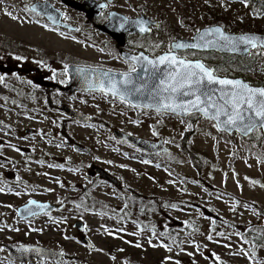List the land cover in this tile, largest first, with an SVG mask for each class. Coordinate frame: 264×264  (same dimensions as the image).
<instances>
[{
    "label": "rangeland",
    "instance_id": "obj_1",
    "mask_svg": "<svg viewBox=\"0 0 264 264\" xmlns=\"http://www.w3.org/2000/svg\"><path fill=\"white\" fill-rule=\"evenodd\" d=\"M130 1L161 19L169 41L191 37L213 24L214 18H220L229 31L231 24L234 32L245 26L247 31L264 33V12L253 2ZM116 2L127 6V0ZM21 4L20 0H0V29L35 44L44 40L50 54H94L92 46L39 30L22 14H14ZM179 55L203 60L218 75L264 84L260 47L246 57L194 50ZM79 97L93 104L80 108L93 114L98 124L72 123L65 127L68 136L61 135L59 124L45 112L8 109L0 102V155L4 158L0 159V264H264V237L255 245L244 236L253 224L264 228V160L258 157L260 148L264 150V136L260 130L247 140L218 131L202 117L139 112L107 94ZM54 115L61 117L59 112ZM112 127L147 138L158 134L169 151L145 154L115 138ZM27 128L34 129V134L26 133ZM191 128L194 134L184 145L209 161L200 172L180 147ZM92 166L114 175L121 187L91 173ZM133 191L154 204L151 215L138 218L129 213L126 196ZM85 196L101 204H82ZM29 198L59 207L22 220L16 209ZM77 220L83 222L81 229L74 226ZM83 236L90 247L81 242ZM26 242L58 249L65 257L33 263L11 259L4 245Z\"/></svg>",
    "mask_w": 264,
    "mask_h": 264
},
{
    "label": "flooded vegetation",
    "instance_id": "obj_2",
    "mask_svg": "<svg viewBox=\"0 0 264 264\" xmlns=\"http://www.w3.org/2000/svg\"><path fill=\"white\" fill-rule=\"evenodd\" d=\"M71 1L75 2L76 5H70L66 0H20L22 3L21 7L14 8L15 11L13 13L16 15L17 13L22 14V19L31 21L39 27V30L73 37L78 42L92 46L95 50L92 55L64 54L59 51L50 54L44 40L38 39V44H35V41L31 39H18L14 33L0 29V77H2L0 79V102H4L8 109L45 112L46 115H50L52 121L59 124L60 133L64 136H68L65 127L72 123H83L87 126H96L98 124L97 118L93 114L80 108L83 104L86 106H93V104L88 103V99L85 100L79 96L104 94L96 90L66 91L64 88L71 80L70 66L94 67L125 73L133 66V62L130 59L126 62V58L139 55L140 53L155 57L168 51L172 41L179 38L169 41L168 37L163 35L161 19L150 15L144 5L133 3L130 0H127V6L115 5L117 0ZM45 3L51 4L60 13V20L65 25L50 22L44 14L33 7ZM101 5H104V7H101ZM124 17H127L130 21H146L145 27L149 30L140 32L139 27L129 24H125L124 28H121L122 18ZM17 19V16L13 17L15 22ZM168 41L169 44L167 43ZM156 45H159V47H154ZM119 100L139 112L157 113L156 110L134 107L121 99ZM63 106H70L77 111L83 112L87 115V118L85 120L77 119L66 113ZM56 112L61 113V117L54 115ZM2 122L3 120H0V123ZM115 129L119 128L112 127V133ZM25 132L34 134L35 130L27 128ZM160 137L162 136L155 134L151 138L148 137V139L157 140ZM117 139L145 154H161L140 149L127 141ZM0 159L4 158L0 155ZM11 162L14 163V161ZM96 167L92 166L91 173L95 174L94 169ZM102 169L105 170L104 168ZM119 187H121V183ZM20 219L27 220L26 218ZM13 260L22 263H33L48 259H40L38 261L34 259L31 261Z\"/></svg>",
    "mask_w": 264,
    "mask_h": 264
},
{
    "label": "snow or ice",
    "instance_id": "obj_3",
    "mask_svg": "<svg viewBox=\"0 0 264 264\" xmlns=\"http://www.w3.org/2000/svg\"><path fill=\"white\" fill-rule=\"evenodd\" d=\"M122 20L121 28L129 24L139 27L140 32L149 30L145 27L147 22L144 20L130 21L127 17ZM209 36L213 39H208ZM194 40L195 43L174 42L166 53L155 58H149L144 53L126 58V62L130 59L133 66L128 72L120 73L119 78L112 70L92 69L98 81V85L94 87L127 103H131L127 97L146 96L152 103L143 106L154 108L157 113L203 115L206 119L215 121V127L221 131L235 129L248 135L256 130H264V87L256 88L241 80L221 78L216 75L215 69L202 61L179 55L180 50L184 49L221 48L236 51L240 45H245L247 50L248 46H264V38L256 35L229 36L216 27L202 34L198 30ZM138 68L144 75L137 74L134 80L132 74L137 73ZM79 71L83 73L87 70ZM35 204V201L30 200L25 206L24 210L28 215H36L30 207ZM37 207L43 209L47 206ZM20 252L21 255L28 252L48 254L47 250L23 246Z\"/></svg>",
    "mask_w": 264,
    "mask_h": 264
},
{
    "label": "water",
    "instance_id": "obj_4",
    "mask_svg": "<svg viewBox=\"0 0 264 264\" xmlns=\"http://www.w3.org/2000/svg\"><path fill=\"white\" fill-rule=\"evenodd\" d=\"M66 1L70 5H76L75 2H73L71 0H66ZM40 6H41V8H40ZM33 7L35 10L44 14L50 22H52L54 24H58V25H65V23L60 20V13L51 4L45 3L42 5H35ZM45 7L47 9L42 10V8H45ZM216 27H219L222 32H224L226 35H229V36L238 37L241 35H256V36L264 38V33H262V32H255V31L234 32V31H229V30H226V28L220 23L206 25L204 27H201L199 29V33L202 34L206 30L216 28ZM197 34H198V30L195 31L191 37H179L176 40L172 41V43H174V42L195 43L196 41L194 40V37L197 36ZM208 39H213V37L209 36ZM257 47H260L264 50V46L258 45ZM254 49L255 48H251L250 46H248L247 50H245V45H240L236 51H229L227 49H221V48H206V49H184V50H180V52L187 51V50H194V51H199V52L213 51V52H217L220 54H229V55H234V56H239V57H246ZM166 52H163L162 54H164ZM162 54H160V55H162ZM146 56H148V55H146ZM157 56H159V55H157ZM148 57L149 58H155L156 56L155 57L148 56ZM187 59H190V58H187ZM194 60H200L203 62V60H201L199 58L194 59ZM80 69H85L87 71L82 73L81 71H79ZM92 69H101V68L82 67V66H76V65L70 66L69 72L71 75V80H70L69 84L64 89L68 92L74 91V90H82V91L96 90V91H99V90H97V88L94 87V86L98 85V81L96 80L95 73L91 71ZM102 70H105V69H102ZM113 72L117 74L118 78H119V74L123 73V72H117V71H113ZM137 74H139L141 76L144 75V73L141 71V69L138 68L137 73L132 74L134 80L136 79ZM216 75L221 77V78L241 80V81L249 84L252 87H256V88L264 87V84H252L242 77L221 76L218 74H216ZM105 86H107V85H105ZM108 95H111V93H108ZM111 96H113V95H111ZM127 99L131 101V103H128L131 106L139 107V108H143V109L155 110L154 108H145L143 106L145 104L152 103V101L147 99L146 96H139V95H137L135 97L130 96V97H127ZM136 105H139V106H136ZM63 109L66 113L76 117L77 119L85 120L87 118V115L85 113L77 111V110L71 108L70 106H63ZM168 114H171V113H168ZM173 115H176V114H173ZM176 116H179L182 118H187L191 115L190 114L189 115L181 114V115H176ZM199 116L206 119L203 115H199ZM222 119H223V117H222ZM207 120H209V119H207ZM210 121H212L214 124L216 123L213 120H210ZM218 131L223 132L227 135L238 134L242 138H247L253 133L252 132V133H249L248 135H244L241 132L236 131L235 129H233L231 131H221V130H218ZM260 131L262 132V134L264 136V130H260ZM113 133H114L115 137L122 139L124 141H127V142L135 145L136 147H138L140 149H144V150H148V151H152V152H156V153H167L169 151V148L166 145L163 137H160L157 140H152V139H148V138H144L141 136H136V135L130 134V133L122 131L120 129H115L113 131ZM94 173L98 174L102 180H104L108 183H111L112 185L119 188L120 181L114 175H112V174L108 173L107 171L103 170L102 168H98V167H96L94 169ZM30 200L36 202L35 205L30 206L32 208V210L34 212H36V215H40V214H44V213L56 210L59 207V205L57 203H54L51 201H47V200L44 201V200H38L35 198H30L25 203H23L17 207V216L18 217L24 218V219L32 217V215H28L24 210L25 206L28 205V202ZM37 205H46L47 207L40 209L37 207ZM36 215H34V216H36ZM74 226L77 229H81L83 226V222L80 220H77L74 222ZM81 242L87 247L91 246V242L88 240V238H86L84 236L81 237ZM4 246L7 249V252L9 254L10 258L19 259L20 261H31L32 259H34L36 261H38L40 259L59 261L64 257V253L62 251L55 249V248L47 247V246H44L41 244H36V243H33V244H5ZM22 246L26 247V248L47 250L48 254H37L34 252H28V253H25L24 255H21L20 249ZM51 253H55L56 255H51Z\"/></svg>",
    "mask_w": 264,
    "mask_h": 264
},
{
    "label": "trees",
    "instance_id": "obj_5",
    "mask_svg": "<svg viewBox=\"0 0 264 264\" xmlns=\"http://www.w3.org/2000/svg\"><path fill=\"white\" fill-rule=\"evenodd\" d=\"M243 1H247V2H253L256 3L258 5V8L260 10V12H264V0H243ZM213 22V24L219 23L220 22V18H214L213 20H211ZM229 29L230 30H236L234 25L229 24ZM240 32L243 31H247L249 29H247L245 26H241L240 28H237ZM192 119H197L200 116L199 115H191L190 116ZM194 134V128H191V130L186 131L184 133V136L180 142V147L182 150L186 151L189 155V159L192 162L193 166L200 172L202 169V166L204 165L205 162H209L208 160H206L205 158H203L200 155L194 154V152H192L190 150V147L184 143L187 142L190 139V137ZM253 133L247 137V140H251L253 139ZM258 157L262 160H264V150H262L260 148V152H258ZM90 196H85V199L82 200V204H96L99 205L101 204L100 201L98 200H94L92 198H89ZM128 199H132V201L130 203L127 202L128 199H126V203L125 206L131 208L129 211L130 214H134L135 216H137L138 218L141 217H145L146 215H151L152 212H154L155 210V206L154 204L151 205L149 204L147 201H145L144 196H142L140 193H137L135 191H133L131 193V195H127L126 196ZM129 204V206H128ZM132 209H135L132 211ZM261 212L264 214V210H261ZM127 211H123V214L127 215L128 214ZM120 216L122 217V219L124 218V215L120 214ZM244 236H248L251 237V240L253 241V243L256 245L257 241H259L260 239H262L264 237V228H258L256 225H251L248 227L247 231L244 233Z\"/></svg>",
    "mask_w": 264,
    "mask_h": 264
}]
</instances>
